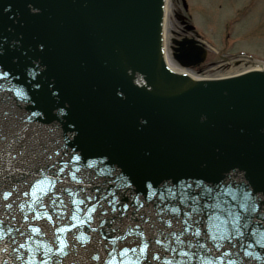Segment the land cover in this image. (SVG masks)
<instances>
[{"label": "water", "instance_id": "obj_1", "mask_svg": "<svg viewBox=\"0 0 264 264\" xmlns=\"http://www.w3.org/2000/svg\"><path fill=\"white\" fill-rule=\"evenodd\" d=\"M165 1L0 0V264H264V70H171Z\"/></svg>", "mask_w": 264, "mask_h": 264}, {"label": "rangeland", "instance_id": "obj_2", "mask_svg": "<svg viewBox=\"0 0 264 264\" xmlns=\"http://www.w3.org/2000/svg\"><path fill=\"white\" fill-rule=\"evenodd\" d=\"M168 28L173 40L194 39L206 51L203 62L190 69L212 74L240 57L264 62V0H169ZM178 15L187 18L182 24ZM194 26L186 30L185 26ZM172 59L176 60L173 56Z\"/></svg>", "mask_w": 264, "mask_h": 264}, {"label": "bare ground", "instance_id": "obj_3", "mask_svg": "<svg viewBox=\"0 0 264 264\" xmlns=\"http://www.w3.org/2000/svg\"><path fill=\"white\" fill-rule=\"evenodd\" d=\"M169 0H166L165 8H164V28H163V35H162V44H163V51H164V58L167 63V65L173 69L174 71L181 72V73H187L190 78L194 80H200V79H224L229 77L238 76L250 71L254 70H264V63H261L259 61H248L246 59H240L237 62L236 60H232L231 62L227 63V66L222 65L221 67H218L216 71L212 74H196L192 72L191 70H188L178 63H176L173 59L170 57V31L168 28V14L170 12V4Z\"/></svg>", "mask_w": 264, "mask_h": 264}, {"label": "snow or ice", "instance_id": "obj_4", "mask_svg": "<svg viewBox=\"0 0 264 264\" xmlns=\"http://www.w3.org/2000/svg\"><path fill=\"white\" fill-rule=\"evenodd\" d=\"M3 75H7L6 73H3ZM75 159H79V157L77 156V157H75ZM198 184H199V182H198ZM189 187L191 186V185H188ZM209 191H211V189H209ZM8 195V193H5V196H7ZM199 197H197V199H198ZM173 211H175V209H173ZM193 211H195V209H193ZM34 231H36L37 229H33ZM197 234H199V229H197ZM141 251H143V249H141Z\"/></svg>", "mask_w": 264, "mask_h": 264}, {"label": "flooded vegetation", "instance_id": "obj_5", "mask_svg": "<svg viewBox=\"0 0 264 264\" xmlns=\"http://www.w3.org/2000/svg\"><path fill=\"white\" fill-rule=\"evenodd\" d=\"M177 53L176 50H173V54ZM170 54H171V58H172V39H171V43H170Z\"/></svg>", "mask_w": 264, "mask_h": 264}]
</instances>
